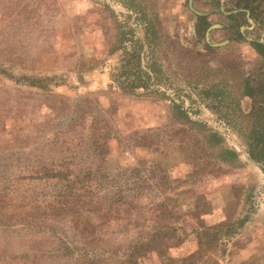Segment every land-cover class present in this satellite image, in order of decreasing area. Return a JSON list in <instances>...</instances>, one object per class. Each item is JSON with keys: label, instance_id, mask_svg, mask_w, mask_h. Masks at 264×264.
Segmentation results:
<instances>
[{"label": "rangeland", "instance_id": "374dc122", "mask_svg": "<svg viewBox=\"0 0 264 264\" xmlns=\"http://www.w3.org/2000/svg\"><path fill=\"white\" fill-rule=\"evenodd\" d=\"M255 40L264 0H0V190L15 201L0 264H69L54 242L68 235L99 264L154 239L146 264H264V163L250 146L259 120L243 95L246 79L264 77ZM92 124L111 140L106 160ZM52 166L96 172V245L74 216H39L57 201L42 175Z\"/></svg>", "mask_w": 264, "mask_h": 264}, {"label": "trees", "instance_id": "16d2710c", "mask_svg": "<svg viewBox=\"0 0 264 264\" xmlns=\"http://www.w3.org/2000/svg\"><path fill=\"white\" fill-rule=\"evenodd\" d=\"M246 8H248L251 12V15L254 16V10L251 9L249 5H246ZM244 13L248 14V11H244ZM235 15L236 14H231L230 17L234 18ZM196 16L198 18V23L196 25L198 36L204 39V42L209 49H217L213 48L211 43L206 40L207 31L211 26L208 17L205 15ZM252 44H254L258 49L264 52V43H262L260 40L252 41ZM262 79L263 80L258 85L257 83H253L252 81L246 79L245 91L243 95L246 97H250L254 102L253 109L250 113L252 114L256 110V117L259 120V122L257 123V129L255 128L251 131V155L253 158L264 163V77ZM89 128L90 130L88 132L89 135L92 136L93 140L94 138L99 140L94 141L95 143H93V145L96 146L95 148L93 147L94 150L99 154H101V152L98 151L99 149L106 150L105 154L103 155L104 160H106V157L110 156L111 153V140L106 139V141L101 144L100 136L102 135L97 136L95 134V125L92 124V126H90ZM66 171L67 170L63 167L52 166L50 168H47L46 171H44V173L42 174L44 178L53 182L56 181V185L58 186V188H60V185L62 187L61 189L57 188L56 195H54L55 200L61 201V204L58 206L51 205V207H47L46 210L43 211V213L41 212L42 217L50 219L61 216L63 214H70L74 216V219L72 220V227L75 230L79 231L80 234L78 233V235L84 238L88 244L94 246L99 242L95 237L97 225L94 220V215H96L99 210H101L100 207L102 206L101 204L99 206V204L96 203L97 201H101L102 198L99 197L98 189H96L94 183L97 180L96 172H93V169H89L85 172L84 175H81V172L74 174ZM63 184H67V187L63 186ZM13 193L14 191H11L10 188H1L0 219H2L1 216L6 214L7 211L14 205L15 201L13 200ZM114 197H117L119 200H125L124 198L126 196L123 194L122 189H117V191L114 192ZM62 201H65V203H62ZM68 201L75 202L74 204H70L68 203ZM3 224L7 225V223H4V221L0 220V225ZM56 238L57 241H54L55 243L58 242V247L56 248V250H58V252L60 250L61 253L59 255H61V257L71 260L69 264H99L100 261L103 260L100 254L97 252L91 250L89 251L88 249L85 250L80 247L78 248L75 245L77 244V241H70L72 239L70 235L67 236L66 240L61 239L60 237ZM153 241V243L148 240L130 245L127 248L128 252L122 264H146L149 254L157 250V246L159 245V239H154ZM11 258L13 262L17 260L15 259V255H11ZM186 262L187 260L182 264H187ZM161 264H176V262L168 258V260L166 261H161Z\"/></svg>", "mask_w": 264, "mask_h": 264}, {"label": "crops", "instance_id": "0c3cea01", "mask_svg": "<svg viewBox=\"0 0 264 264\" xmlns=\"http://www.w3.org/2000/svg\"><path fill=\"white\" fill-rule=\"evenodd\" d=\"M248 15L251 16V12H248ZM60 202H61V201H54V202L52 201V202L49 203V206H50V207H51V205H54V206L57 205V206H58V205L61 204ZM62 203H63V202H62ZM49 206H48V207H49ZM31 208H32V207H31ZM45 208H47V207H45ZM32 209H33V208H32ZM36 209H37V210H41L42 208L39 207V208H36ZM44 210H46V209H42L41 212L43 213ZM8 213H10V212L7 211L6 214H8ZM6 214L2 215V216H1L2 219H0V220L4 221V223H6V220H4V217H6ZM11 214H12L13 217H12V218L9 217L10 219H12L13 221L15 220L16 222H20V223H21V218H22V217H21V214H22V210H20V209H17V210L14 209V210H12V213H11ZM32 215H34V214H32ZM32 215H31V217H32ZM39 216L42 217V214H41L40 212H39ZM13 218H16V219H13ZM17 218H18V219H17ZM45 219H46V218H45ZM50 219H52V218H50ZM50 219H46V220H50ZM11 222H12V221H11ZM11 222H10V221L7 222V227H10V226H12V225L15 226V224H12ZM4 227H6V224L0 225V228H4ZM25 227H32V225H31V224H28V225L25 226Z\"/></svg>", "mask_w": 264, "mask_h": 264}, {"label": "water", "instance_id": "95a60500", "mask_svg": "<svg viewBox=\"0 0 264 264\" xmlns=\"http://www.w3.org/2000/svg\"><path fill=\"white\" fill-rule=\"evenodd\" d=\"M212 29H213V27H211V28L208 30V33H207L208 40L210 39V32H211ZM214 45H219V44H214Z\"/></svg>", "mask_w": 264, "mask_h": 264}]
</instances>
